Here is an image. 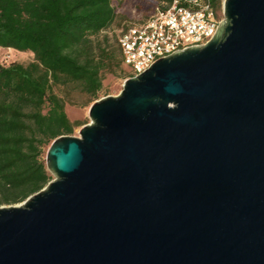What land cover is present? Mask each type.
Listing matches in <instances>:
<instances>
[{"label":"water","instance_id":"obj_1","mask_svg":"<svg viewBox=\"0 0 264 264\" xmlns=\"http://www.w3.org/2000/svg\"><path fill=\"white\" fill-rule=\"evenodd\" d=\"M156 60L0 206V264H264V0Z\"/></svg>","mask_w":264,"mask_h":264},{"label":"trees","instance_id":"obj_2","mask_svg":"<svg viewBox=\"0 0 264 264\" xmlns=\"http://www.w3.org/2000/svg\"><path fill=\"white\" fill-rule=\"evenodd\" d=\"M116 19L113 0H0V49L33 54L27 63L0 62V206L23 202L54 178L46 148L88 123L70 117L72 91L96 101L106 74L127 67L119 40L129 26L118 47L98 38Z\"/></svg>","mask_w":264,"mask_h":264},{"label":"built area","instance_id":"obj_3","mask_svg":"<svg viewBox=\"0 0 264 264\" xmlns=\"http://www.w3.org/2000/svg\"><path fill=\"white\" fill-rule=\"evenodd\" d=\"M220 23L211 0H173L166 8L158 7L148 19L129 26L120 35L131 77L141 75L158 59L207 44Z\"/></svg>","mask_w":264,"mask_h":264},{"label":"rangeland","instance_id":"obj_4","mask_svg":"<svg viewBox=\"0 0 264 264\" xmlns=\"http://www.w3.org/2000/svg\"><path fill=\"white\" fill-rule=\"evenodd\" d=\"M224 1L225 0H221V4L216 8L218 12L217 14L221 21L225 19ZM113 5L115 6L117 11V19L111 27H109L107 30L102 31L98 38L102 41L106 38H109V44L118 47L117 38L124 27L145 21L156 11L158 7L165 8L170 5V1L113 0ZM31 60H33V54L30 52H22L10 48L0 49V62L3 64H9L14 61L27 63ZM128 70L132 72V69L129 66L126 67L125 65H123L121 69L117 70L116 74L107 73L104 80V88L100 94L99 99L109 95H118L123 89L124 82L129 78L127 74ZM70 97L72 100L67 103V111L70 117L73 120H82L89 123L91 120L89 117V109L95 101L87 102L88 97L83 95L82 93H79L78 91H72ZM83 126L76 128L72 136H80V130ZM49 147L50 146L46 148L45 160Z\"/></svg>","mask_w":264,"mask_h":264}]
</instances>
